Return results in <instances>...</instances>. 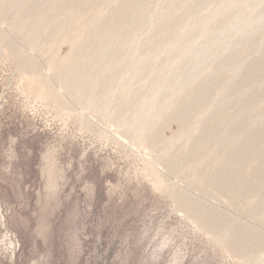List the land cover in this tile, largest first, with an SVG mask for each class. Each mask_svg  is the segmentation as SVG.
Instances as JSON below:
<instances>
[{
    "label": "rangeland",
    "instance_id": "rangeland-1",
    "mask_svg": "<svg viewBox=\"0 0 264 264\" xmlns=\"http://www.w3.org/2000/svg\"><path fill=\"white\" fill-rule=\"evenodd\" d=\"M263 155L264 0H0V264H264Z\"/></svg>",
    "mask_w": 264,
    "mask_h": 264
},
{
    "label": "bare ground",
    "instance_id": "bare-ground-1",
    "mask_svg": "<svg viewBox=\"0 0 264 264\" xmlns=\"http://www.w3.org/2000/svg\"><path fill=\"white\" fill-rule=\"evenodd\" d=\"M208 88V87H207ZM210 88V87H209ZM210 92V91H209ZM208 92V93H209ZM202 96V95H201ZM193 103V102H192ZM194 103H195V101H194ZM190 104V103H189ZM196 106V105H195ZM175 115V114H174ZM213 121V120H212ZM218 121V120H217ZM214 123V122H213ZM216 124V123H215ZM218 124V123H217ZM207 130V129H206ZM211 132V131H210ZM204 133H205V131H204ZM207 133H208V131H207ZM206 134V133H205ZM203 135V134H202ZM208 135V134H207ZM209 135H210V133H209ZM206 136V135H205ZM208 138V137H207ZM203 139L205 140V138H204V135H203ZM209 139V138H208ZM202 142V141H201ZM239 157V156H238ZM263 157H264V155H263ZM241 159H242V156H241ZM238 161H240L239 159H237L236 160V162H235V164L234 165H237L238 164ZM241 162V161H240ZM239 162V163H240ZM241 164H242V162H241ZM215 181V180H214ZM231 181V180H230ZM227 182V183H225L223 186H224V188L225 189H229V190H232L235 186H236V183H237V181H235V182ZM191 198V197H190ZM188 200H189V198H188ZM191 205H193V207L196 205H194V204H191ZM202 207V206H201ZM191 208V207H190ZM196 208H197V205H196ZM199 208V207H198ZM203 208V207H202ZM202 210V209H201ZM208 210V209H207ZM198 214V213H197ZM215 220V219H214ZM209 221V220H208ZM213 221V220H212ZM240 228V227H239ZM242 229V232H241V236L243 237V236H251L252 234H253V231H252V228H250V226L249 227H247V228H245V227H243V228H241ZM255 234H256V232H255ZM256 235H258V234H256ZM238 238V237H237ZM243 239V238H242ZM234 240V239H233ZM244 240V239H243ZM246 241V240H245ZM233 242V241H232ZM259 242H260V237H254L253 238V240H252V242L250 243V246H252V247H254V246H258V244H259ZM234 243H237V242H235L234 241ZM233 243V244H234ZM238 246V245H237ZM250 246H248V247H250ZM248 247H246V248H248ZM245 248V249H246ZM249 249V248H248ZM243 250V249H242ZM247 250V249H246Z\"/></svg>",
    "mask_w": 264,
    "mask_h": 264
}]
</instances>
